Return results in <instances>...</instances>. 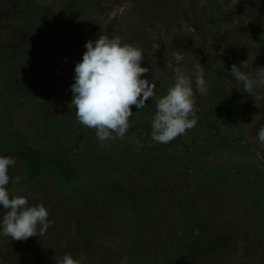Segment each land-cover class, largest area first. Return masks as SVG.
<instances>
[{
  "label": "trees",
  "instance_id": "obj_1",
  "mask_svg": "<svg viewBox=\"0 0 264 264\" xmlns=\"http://www.w3.org/2000/svg\"><path fill=\"white\" fill-rule=\"evenodd\" d=\"M104 1L66 0L61 10L64 19L56 24L54 19L59 16L39 0H0V156L16 159L8 173L10 197L22 195V187L42 184L50 194L65 198L68 209L56 225L66 235L61 251L74 259L77 258L71 249L91 253L101 241L99 233L88 228L84 218H103V228L108 229L112 239L117 231L112 220L116 210L130 216L132 224L125 264H197L208 252L224 247L235 236V243L244 245L252 256H263V169L241 162L212 163L210 158L228 149L241 147V154L255 149L242 129L245 113L256 112L253 128L257 132L264 126V99L254 100L250 93L238 90L242 86L228 88L226 84L229 77L239 83L230 74L233 63L240 66L244 56L264 49V0H237L238 9L227 12H219V0H207L210 24L195 20L194 32L173 36L171 47L186 58L191 57V65L201 64L204 68L208 84L204 95L209 104L203 108L192 77L197 124L168 143L151 138L155 97L146 101L143 108L133 106L124 138L100 141L94 129L77 121L74 107L68 114H60L54 98L58 77L55 81L44 77L31 81L27 76L23 61L55 24L66 29L73 18L104 20L96 15ZM135 3L138 9L152 5L151 9L157 3L162 7L164 0ZM188 8L194 9L193 2ZM188 8H184L185 17ZM148 12L139 21L125 15L114 16L100 26L99 20L100 28L95 27L98 33L83 34L82 49L72 63L73 77L66 87L69 97L72 98L75 64L82 60L88 40L103 34L109 38L119 36L124 43L142 51L151 46L149 27H157V23ZM198 33L200 39L194 46L191 39ZM242 71L251 75L243 67ZM175 74L174 69L164 67L157 80L147 74L145 78L160 87L162 96L174 83ZM259 89L257 94L264 97V86ZM15 104L29 109L30 126L37 133L35 141L24 125H14L9 109ZM226 120L233 122V132L222 133ZM262 157L259 162L264 166ZM68 195L75 201L79 198L80 209L71 210ZM3 245L9 264L50 263L22 258L26 244L11 237L4 236Z\"/></svg>",
  "mask_w": 264,
  "mask_h": 264
},
{
  "label": "rangeland",
  "instance_id": "obj_2",
  "mask_svg": "<svg viewBox=\"0 0 264 264\" xmlns=\"http://www.w3.org/2000/svg\"><path fill=\"white\" fill-rule=\"evenodd\" d=\"M41 4L45 6H51L55 11L59 19H54V23L62 21V7L66 0H39ZM144 1V0H143ZM182 1V3L180 2ZM219 12H227L228 10H237L239 4L237 0H219ZM136 0H105L102 7L97 8L96 12L102 20L100 26H104L108 23L110 18L114 16H127V19L137 21L142 20L145 17V11L148 12L152 5H144L143 8L138 9ZM193 2L194 9L190 10L188 4ZM164 5L160 7V3H157L156 7H152L148 14L156 19L157 27H149L151 31L152 44L145 47L143 50L144 59L141 62L142 67L149 69L148 73L143 74L142 78L150 75L153 80H157L160 75V71L166 67L168 70L171 68L175 72L180 71L185 74L191 72V76L194 77L192 71L194 66L192 64V58H186L184 54L174 50L171 46L173 44L174 35H188L193 31L192 24L195 20H199L203 24H210V4L207 0H164ZM135 8V9H134ZM184 8L189 10L185 17ZM143 9V10H142ZM145 9V11H144ZM95 15V16H96ZM158 15L160 17H158ZM190 18L187 20L186 18ZM99 20L93 21L90 16L87 18L75 19L73 18L66 29L60 28L55 24L53 29L43 37V42L31 49V54L24 61L23 64L27 68V73L31 81L39 79L49 78L57 79V85L55 87L56 93L54 98L60 108V114H68L71 106V97L66 87L69 85V78H72V63L76 59L77 55L82 49L83 34H96L98 30L95 27H99ZM170 28L166 30V28ZM6 31L3 32L4 38H6ZM194 40L191 39L194 46L200 39L198 35H194ZM206 51H209L207 46L204 47ZM195 54V53H194ZM243 62V68L247 72H251V75H255L256 68L264 66V49L253 54V56H244L239 62V65ZM55 81V80H54ZM227 87L238 88L242 85L240 83L233 82L230 77L226 80ZM156 97H160V87L156 88ZM261 86H257L255 90L256 94L259 92ZM258 95V94H257ZM201 98L200 102L203 105L209 104L208 98L204 94H199ZM206 108V106H203ZM14 125L21 127L25 126L29 130L30 139L35 141L37 138L36 130L31 127L29 120V109L24 105L15 104L14 108L9 109ZM257 120L256 112L250 114H244V123L242 129L245 132L246 137L253 144L251 149L241 154V147L237 149H228L215 154L210 160L212 163L221 164H239L240 162L247 166H258L264 171V166L259 162L260 157L264 156V146H262L258 140L257 129L253 128ZM234 125L232 121L226 120L222 133L233 132ZM239 131V129H237ZM236 131V132H237ZM121 139L124 137H120ZM256 152H260L261 156L258 157ZM20 177V176H19ZM54 190V189H53ZM22 195L27 197L29 206L42 203L48 211V223L49 227L46 233L41 236L30 237L27 240L17 241L22 244H26L21 251L22 258L25 260L43 259L49 264H55V261L62 257L64 254L60 246L65 243L66 235L57 227V223L60 218L67 212L68 206L66 205V199L59 196L58 193H51L42 185L35 187L33 185L20 188ZM57 191V190H54ZM70 199L69 195L67 196ZM72 205V211L77 208L80 209L79 198L77 201L70 199L68 201ZM106 212V211H105ZM240 214L242 212H239ZM4 211L0 206V219ZM83 214V213H81ZM129 217L123 216L118 210L112 216L113 223L117 226V231L114 232L112 239L109 237V231L103 228L104 222L100 219H86L87 226L90 229L99 233L100 239L99 246L96 247L91 253H86L79 248L71 249L72 255H74L80 264H125L126 262V245L128 243V236L131 234L132 224L129 221ZM107 219L110 217H106ZM112 223V224H113ZM111 224V225H112ZM113 227V226H112ZM63 234V235H62ZM122 238V239H121ZM4 236L0 235V264H9L5 256ZM237 237L231 238V242L224 247H217V250L208 252L205 257L197 264H264V255L261 257H254L252 253L245 250V246L241 243H235ZM264 240V239H263Z\"/></svg>",
  "mask_w": 264,
  "mask_h": 264
},
{
  "label": "clouds",
  "instance_id": "obj_3",
  "mask_svg": "<svg viewBox=\"0 0 264 264\" xmlns=\"http://www.w3.org/2000/svg\"><path fill=\"white\" fill-rule=\"evenodd\" d=\"M85 48L82 60L75 64L69 106L76 109L77 121L94 129L100 141L123 137L129 128L133 106L143 108L145 102L154 97L156 111L151 121L152 140L168 143L196 126L198 117L191 75L177 71L166 94L156 97L155 84L142 78L149 69L141 66L144 53L140 48L124 43L119 36L109 38L103 34L88 40ZM242 66L243 62L240 66L233 63L230 69L231 77L242 85L238 90L250 93L254 100L264 99L254 91L257 86H264V66L256 68L254 76L242 71ZM193 74L195 92L205 94L208 84L201 64L194 66ZM258 140L264 146V126L258 131ZM256 155L260 157L261 153L256 152ZM15 164L14 157L0 156V206L4 211L0 235L16 241L41 237L49 227V214L44 204L29 206L23 195L12 194L10 197L8 173L10 166ZM18 181L19 177L16 178ZM55 264H80V260L65 253Z\"/></svg>",
  "mask_w": 264,
  "mask_h": 264
}]
</instances>
